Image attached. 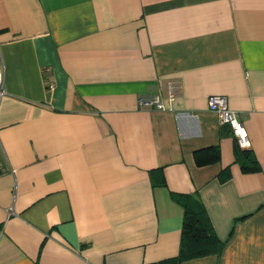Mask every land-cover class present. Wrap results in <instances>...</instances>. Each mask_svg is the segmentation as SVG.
<instances>
[{"label":"crops","instance_id":"1","mask_svg":"<svg viewBox=\"0 0 264 264\" xmlns=\"http://www.w3.org/2000/svg\"><path fill=\"white\" fill-rule=\"evenodd\" d=\"M0 67V264L176 261L173 196L222 244L173 264H264V0H0Z\"/></svg>","mask_w":264,"mask_h":264},{"label":"trees","instance_id":"2","mask_svg":"<svg viewBox=\"0 0 264 264\" xmlns=\"http://www.w3.org/2000/svg\"><path fill=\"white\" fill-rule=\"evenodd\" d=\"M237 161L245 173L255 172L258 169V164L249 151L242 150L241 155L237 156ZM173 198L183 208L180 254L176 261L165 260L158 264H173L177 261L208 255L216 256L220 252L222 244L217 241L207 226V218L202 205L188 196H173Z\"/></svg>","mask_w":264,"mask_h":264},{"label":"built area","instance_id":"3","mask_svg":"<svg viewBox=\"0 0 264 264\" xmlns=\"http://www.w3.org/2000/svg\"><path fill=\"white\" fill-rule=\"evenodd\" d=\"M177 86L169 84L167 86V97L172 100L176 94ZM5 94L4 91V71L0 67V98ZM140 106H154L157 109H163L161 102L157 98L138 100ZM207 108L213 113L221 126H226L236 142L238 148L247 150L250 148V140L243 124L239 121L237 114L229 109L227 99L223 96H209L207 99Z\"/></svg>","mask_w":264,"mask_h":264}]
</instances>
